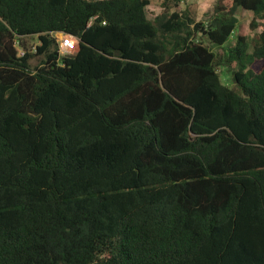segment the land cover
I'll return each instance as SVG.
<instances>
[{
    "label": "trees",
    "instance_id": "trees-1",
    "mask_svg": "<svg viewBox=\"0 0 264 264\" xmlns=\"http://www.w3.org/2000/svg\"><path fill=\"white\" fill-rule=\"evenodd\" d=\"M184 1L0 0V264H264V0Z\"/></svg>",
    "mask_w": 264,
    "mask_h": 264
},
{
    "label": "rangeland",
    "instance_id": "rangeland-1",
    "mask_svg": "<svg viewBox=\"0 0 264 264\" xmlns=\"http://www.w3.org/2000/svg\"><path fill=\"white\" fill-rule=\"evenodd\" d=\"M150 4L145 8L146 16L150 21H153L156 16L162 11V2L163 0H149ZM218 4V0H186L182 2L179 6V10L184 11L185 9H188L192 12L195 18V22L201 23L204 28H207V26L210 25V22L212 21L213 17L217 13L223 14L221 12L216 11V5ZM227 12L224 11V17L227 16ZM236 19V25L234 28V31L232 35L230 36L228 42L224 45V47H213L208 44V42L205 40V38H197V40H203V42L210 47L213 52H215L218 56L221 57V59L224 58V65L218 66L216 68L217 74L219 76L220 82L225 85L228 88H234L236 84L234 83V73L238 71V66L236 65V62L231 59L230 62H228V56L230 55L229 51L233 49L236 45V35H237V29L239 30V27L242 28V31L244 33L251 32L252 34L259 33L261 31V27H258L254 30H251L250 28V22H251V14L249 12H246L240 8H237L233 14ZM29 45H35L36 41L35 39H29L28 40ZM75 53V52H74ZM72 53V54H74ZM36 64V61L33 60L31 62V66L33 67ZM253 67L256 69L257 64H253Z\"/></svg>",
    "mask_w": 264,
    "mask_h": 264
},
{
    "label": "built area",
    "instance_id": "built-area-1",
    "mask_svg": "<svg viewBox=\"0 0 264 264\" xmlns=\"http://www.w3.org/2000/svg\"><path fill=\"white\" fill-rule=\"evenodd\" d=\"M54 38L56 39V41L58 42V46H59V53L61 55H68V54H72L74 52H76L77 50V40L67 34L64 33H55L53 34ZM19 55H22V52L19 51Z\"/></svg>",
    "mask_w": 264,
    "mask_h": 264
},
{
    "label": "water",
    "instance_id": "water-1",
    "mask_svg": "<svg viewBox=\"0 0 264 264\" xmlns=\"http://www.w3.org/2000/svg\"><path fill=\"white\" fill-rule=\"evenodd\" d=\"M66 57H68V58H74L75 57V54H68V55H66Z\"/></svg>",
    "mask_w": 264,
    "mask_h": 264
}]
</instances>
